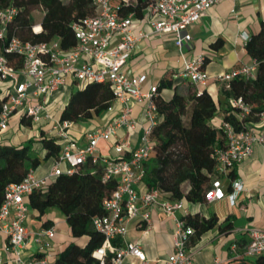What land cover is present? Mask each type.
Returning <instances> with one entry per match:
<instances>
[{
    "label": "built area",
    "instance_id": "built-area-1",
    "mask_svg": "<svg viewBox=\"0 0 264 264\" xmlns=\"http://www.w3.org/2000/svg\"><path fill=\"white\" fill-rule=\"evenodd\" d=\"M220 1L150 0L147 10L160 17L152 23V32L172 33L175 45L181 49L192 39L188 32L189 27ZM95 5L98 8L96 15L73 24L77 43L70 51L63 50L58 40L30 42L17 36L8 37V24L13 20L17 9L7 7L0 10V82L11 80L8 98L0 113V132L8 129L12 116L20 111L32 122H38L43 117L53 119L47 105L52 95L66 83L69 75L84 83L109 82L114 100L122 103L120 114L108 125L88 132L85 145H80L68 132L73 122L54 121L55 136L62 140L60 160L56 161L47 176L37 178L32 171L22 181L6 187L5 198L0 206V230L8 236L16 261L21 264H49L47 254L56 235L54 226L42 228L34 234L41 255L39 258L28 262L21 258L22 249L32 237L27 226L30 208L26 197L36 189H46L49 181L56 175L62 172L72 174L76 166L91 158L93 162L101 161L105 164V182L111 179L117 181L111 194L103 200L105 213L93 219L94 226L104 236L102 246L94 251V255L103 260L107 253H113L112 264H125L129 256H134L139 264H150L142 246L125 238L129 225L134 220L144 233L150 232L153 227L152 210L158 207L167 215L175 217L176 229L173 234L174 252L167 258L156 261L164 264H193L194 254L188 250V245L195 229L183 219L188 214L183 199L170 201L162 198L158 190L140 189L146 172V162L155 152L151 132L158 120L155 101L158 88L153 86L149 92H143L141 85L146 75L129 76L124 71L141 38L132 29L134 14L121 17L113 0H95ZM36 26L33 27L35 31L42 29L40 24L39 30ZM245 39L248 40L249 37L246 35ZM3 47L7 52L23 57L21 67L16 68L9 63ZM87 58L91 61H87ZM204 59L199 56L186 61L178 75L196 86L206 85L210 77L203 68ZM256 70L257 62L254 60L253 64L243 65L216 76L215 80L226 89H231L233 79L255 77ZM21 76H24L23 80L20 79ZM130 101L146 102L147 125L140 137V145L132 147L129 141H117L114 145L116 150H129L128 156L118 159L100 157L97 151L101 140L110 139L120 128L128 131L137 128L139 122L131 116ZM229 104L238 109L240 118L251 114V105L241 96L231 97ZM259 120L262 123L259 133L249 127L237 129L228 121L220 124L225 143L214 149L216 168L212 186L206 192L208 202L229 198L231 204H235L237 195L243 190V182L238 178H230L229 173L237 164L252 155L256 144L264 148V110L260 113ZM60 161H66L68 168L65 171L59 167ZM225 181H229L228 186ZM177 212H183V215L177 217ZM250 232L247 254L253 257L264 255V226L252 228ZM0 264H4L1 251Z\"/></svg>",
    "mask_w": 264,
    "mask_h": 264
},
{
    "label": "trees",
    "instance_id": "trees-1",
    "mask_svg": "<svg viewBox=\"0 0 264 264\" xmlns=\"http://www.w3.org/2000/svg\"><path fill=\"white\" fill-rule=\"evenodd\" d=\"M113 1L121 17L134 14L135 18H142L150 3V0ZM7 7L17 9L8 24V37L17 36L30 42L58 40L65 51H70L77 43L73 24L98 12L95 0H0V10ZM39 14L41 19L36 21ZM38 24L42 29L35 31L33 27ZM245 48L257 62L256 75L233 79L231 89L221 85L223 99H215L207 89L192 83L183 92L171 78L162 80L157 87L158 120L151 132L155 155L146 162L142 182L146 189L158 190L162 198L170 201L208 202L206 192L212 186L216 168L214 149L225 143L223 129L213 123L214 118L221 111L223 121L231 122L237 129H245L249 122L258 121L264 110V20L259 31L249 37ZM2 49L11 65L22 66V56L7 52L5 47ZM205 63L206 58L203 67ZM9 87L0 82V113ZM162 88L173 90L169 99L160 94ZM238 96L251 105V114L245 118H240L238 109L229 104L231 97ZM113 103L114 93L109 82H87L84 87L72 90L59 121H89L109 110ZM20 122L25 126L33 123L25 114L21 115ZM61 151V138L47 135L43 129L38 139L30 138L21 144L1 142L0 206L9 184L22 181L49 159L59 161ZM104 167L103 162H93L89 158L76 166L72 174L62 172L49 181L46 189H36L26 197L29 208L38 211L39 217L49 208L61 210L76 238L57 254L52 264H112L113 253H107L103 260L94 255L102 246L104 236L94 226L93 219L105 213L103 200L117 182L103 180ZM229 177L236 178L235 168ZM183 219L194 227L195 234L213 228L217 222L216 216L207 218L191 213ZM51 225L52 221L44 223L47 227ZM254 263L264 264V255L257 256Z\"/></svg>",
    "mask_w": 264,
    "mask_h": 264
},
{
    "label": "crops",
    "instance_id": "crops-1",
    "mask_svg": "<svg viewBox=\"0 0 264 264\" xmlns=\"http://www.w3.org/2000/svg\"><path fill=\"white\" fill-rule=\"evenodd\" d=\"M159 18V15L146 10L142 18L134 19L133 32L141 38L124 68L125 73L129 76L146 75L141 85L143 92H149L153 86L158 87L166 78L173 79L176 84H179L180 90L185 92L190 82L178 74L183 70L186 61L203 56L206 58L203 68L210 79L206 85L198 87L207 89L215 99H223L221 84L216 82L215 77L254 63V59L246 51L245 36L250 37L259 31L261 21L264 20V0H221L209 8L198 22L189 27L188 32L192 39L181 49L175 45V37L172 33L152 32V23ZM115 40L116 38L113 39V43ZM86 60L91 61L90 58ZM66 78V83L52 95L47 105L49 112L52 117L57 118L56 120H59L72 90L86 85L84 82L75 80L71 75ZM20 79L23 80L24 76ZM9 84L8 80L3 82V86L8 87ZM172 93L173 90L170 88L160 90V94L166 100L172 96ZM129 103L132 107L131 116L139 122L137 128L132 131L120 128L110 139L101 140L97 151L100 157L118 159L128 156L129 150L123 152L116 150L114 145L117 141H129L132 147L140 145V137L147 125L146 102L130 101ZM121 110L122 103L114 100L111 108L102 115L89 121L73 122L68 132L80 145H85L90 130L105 127L120 114ZM22 114L20 111L12 116L8 129L0 132V143L21 144L30 138L38 139L42 129L47 135H55L53 125L56 120L54 118L43 117L40 121L33 122L31 126H25L20 122ZM222 116L220 111L214 118L213 123L216 126L222 123ZM248 127L259 133L262 123L260 120L251 121ZM51 160L49 159L33 171L37 178L45 177L52 171L56 162L54 161L51 165ZM234 168L236 178L243 182V190L237 195L235 204H231L229 198L214 202H190L183 199L188 213L217 218L213 228L192 236L188 250L194 254L193 264H255L256 257L249 256L246 248L251 239L250 229L264 226L263 146L256 144L252 155ZM225 182L228 186L229 181ZM140 189L144 190L146 187L141 183ZM176 215L181 217L183 212H177ZM152 218L153 227L148 233H144L136 226L137 221H132L125 239L138 242L144 249L150 264H164L156 260L165 259L174 252L173 234L176 229V219L158 207L152 210ZM46 221H52L51 226L56 229L52 248L47 254L49 264L54 262L57 254L71 241L76 240L61 210L55 207L49 208L39 217L38 211L30 209L27 226L32 237L21 252L24 262L34 260L40 254L34 234L47 227L44 226ZM81 240L83 241L84 238ZM0 251L4 264H21L15 260L8 236L2 230H0ZM125 264H139V261L134 256H129Z\"/></svg>",
    "mask_w": 264,
    "mask_h": 264
},
{
    "label": "rangeland",
    "instance_id": "rangeland-1",
    "mask_svg": "<svg viewBox=\"0 0 264 264\" xmlns=\"http://www.w3.org/2000/svg\"><path fill=\"white\" fill-rule=\"evenodd\" d=\"M37 14L39 13V10H36L35 11ZM40 19H41V14H39L38 16H36V21H40ZM8 82H11V80H8ZM4 87H6V85H4ZM54 118V120H56L57 118L56 117H53ZM154 155H155V153H153L152 155H151V158L152 157H154ZM53 163H54V161L53 160H51V165H53ZM67 163H66V161H60L59 162V167L61 168V169H63L64 171L67 169Z\"/></svg>",
    "mask_w": 264,
    "mask_h": 264
},
{
    "label": "bare ground",
    "instance_id": "bare-ground-1",
    "mask_svg": "<svg viewBox=\"0 0 264 264\" xmlns=\"http://www.w3.org/2000/svg\"><path fill=\"white\" fill-rule=\"evenodd\" d=\"M36 27H37V30H39V26L37 25Z\"/></svg>",
    "mask_w": 264,
    "mask_h": 264
}]
</instances>
